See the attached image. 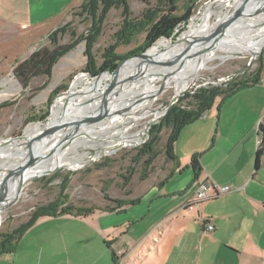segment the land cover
<instances>
[{"label":"crops","instance_id":"crops-1","mask_svg":"<svg viewBox=\"0 0 264 264\" xmlns=\"http://www.w3.org/2000/svg\"><path fill=\"white\" fill-rule=\"evenodd\" d=\"M82 2L0 0V97L18 91L13 69L46 35L42 26H61ZM20 49L28 52L20 57ZM261 67L258 84L219 106L217 99L188 124L190 152L181 154L178 139L173 147L178 164L162 161L159 172L136 180V191L131 178L129 194L122 189L111 198L136 203L40 217L0 264H264V153L255 164L264 122V50ZM192 155L201 167L195 181L188 166ZM203 180L213 197L186 208ZM111 207H117L112 200Z\"/></svg>","mask_w":264,"mask_h":264},{"label":"rangeland","instance_id":"rangeland-1","mask_svg":"<svg viewBox=\"0 0 264 264\" xmlns=\"http://www.w3.org/2000/svg\"><path fill=\"white\" fill-rule=\"evenodd\" d=\"M208 1L211 0H175L176 10L174 13L181 14L185 12L188 6H190L192 8V15L188 20L189 23L192 16L199 12ZM166 6H168L167 0H127V8L131 19H133L132 21L141 18L143 12H145L147 9L165 10L168 8ZM213 9L215 12L217 11V7H214ZM262 11H264V9ZM262 11L259 13H263ZM215 12L212 14L211 21H214L216 17ZM80 13L82 12L78 9V7L72 11L70 18L67 21L69 26L66 32L63 35H59L57 37L58 46L71 43L76 38V36H72V31L76 33V35H87L88 27L91 25V20L90 18L85 17L84 14L80 15ZM123 17L124 15L122 14V8L111 7L107 11L105 18L102 21L100 34L90 48L92 59L96 66L101 63L103 59L102 54L104 53L105 48L109 47L110 45L116 44L115 52L121 56H127L129 53H131V51L138 48L144 42L146 33L145 31L135 33L128 43L116 40L117 37H115V34L121 27ZM245 21L246 19H243L239 21V24L243 25ZM188 23L185 25L183 24L179 28L175 29L169 38H161L173 40L176 39L180 33L187 28ZM56 25L57 23H46L42 26V30H45L44 34L46 35L42 39L35 41L36 43L30 47L31 51L33 49H37L38 47H53L48 35L51 31L58 27ZM83 38L79 40L73 48L56 60L52 67L50 76H32L28 81V86L26 88H23L21 84L18 85V83L15 82V87L18 89V91H14L15 94L13 95L6 96L3 94V96L0 97V102L5 100H7V102H12L11 105L0 108V140L18 138L24 133L27 125L46 122L48 120L47 116L49 115H47L43 120H39L38 116L47 109L48 112L50 111V106L53 103V100L58 97L59 94L68 90L76 77L82 76L77 86L79 89L87 86L88 81L93 79V76L90 74V72L86 70L87 55L86 45L84 42L85 39ZM230 41L234 42V40ZM26 50L27 49H20L17 55L20 57L23 56L28 52ZM209 50L217 49L211 48ZM251 52L252 51H247L244 54H237L235 56H230V54H222L224 60L220 58H210L208 61L200 65L201 69L199 70V78L196 79V81H194L191 86L187 87L183 92H181L179 97L184 95L186 92L191 94L194 93L196 88L200 86L214 85L225 87V85L235 77L244 76L245 74H243V72L254 71L259 64L257 60L259 55H256V58H254L252 62L247 65L251 58ZM27 55L29 56L30 54L27 53L24 57L27 58ZM166 60L169 62L171 57H168ZM164 81L168 80L160 79L156 83L160 84ZM61 85L66 86V88L56 94L50 101L49 98L52 91ZM117 95H119V93H116L114 96ZM173 95V87L164 88L156 100L151 103V108L161 109L171 100ZM108 97L109 96L106 97V101L109 99ZM99 102L101 101L97 100V102L94 104L97 105ZM174 103H177V101ZM94 104H90L91 108L94 106ZM89 108L90 107L86 108L85 110H89ZM163 116H161V118ZM32 117L36 118L33 119ZM161 118L155 123H158ZM106 119L107 118H104L102 120ZM148 121V118L135 121L131 120L129 122L117 123L112 126L109 123L110 125L107 124V127H105L104 130L108 132L107 135H110L111 132L116 130L123 131L124 128V130L128 129V133L131 134L145 128L146 124L148 125ZM190 127V125L185 126L181 130L177 140V143L181 148L179 149L181 154L190 152L187 142ZM168 132V127H164L160 132L161 138L156 144V149L159 151V154L152 163V171L159 172L161 163L164 161L163 146L165 144ZM101 137L102 136L100 135L95 137H92L91 135L86 136L88 140L86 145L73 144L71 146L69 144V146H71L70 151L67 153L69 156L76 158L77 156L84 155L85 163L81 167L77 169H68L59 165L60 167L55 168L53 172L49 174H43L38 177L27 179L17 201L2 212L0 233H8L18 228L27 221L35 207L53 201L60 193V188L58 185L62 177L69 173H71L70 181L68 182L67 187L63 190V195L67 197V204L71 205L72 207H93L95 209L111 206L110 199L112 197H118L115 195V193L117 191H121L124 188L121 184L122 179L119 174H124L126 168L131 164L130 158L136 153V148L140 147L143 143L139 144L140 141H142V139H140V141L135 146L121 147L113 153L96 156L94 161H92L93 156L96 155L97 149L101 148V142H103L101 141ZM67 141H65V143ZM65 149L66 148L61 149L60 151L64 152ZM142 161L143 160L134 164V174L132 177L134 181L131 185V189L133 191H136L137 188L140 187L138 182L141 181L139 180V174L142 171ZM136 180L138 182H136ZM185 262L186 261H183L182 264Z\"/></svg>","mask_w":264,"mask_h":264},{"label":"bare ground","instance_id":"bare-ground-1","mask_svg":"<svg viewBox=\"0 0 264 264\" xmlns=\"http://www.w3.org/2000/svg\"><path fill=\"white\" fill-rule=\"evenodd\" d=\"M214 7H217L216 12ZM263 9L264 0H211L206 2L200 11L192 16L187 28L176 39H158V41H166L154 45L158 42L156 41L145 50L144 56L129 59L120 67L116 75L119 84L106 95L109 99L105 104L99 102L95 105L94 103L97 100L102 101L103 93L109 87L111 74L103 73L89 80L88 85L80 89L77 86L82 76L76 77L69 91L53 105L48 121L27 125L24 133L18 138L0 140V146H2L0 147L1 190L7 172L26 161L27 143L45 127L61 126L42 139L33 141L31 149L37 161L23 170L21 174L6 181L7 200L14 197L20 182L22 183L20 191H22L27 179L49 174L55 168L60 167L59 165L68 169L81 167L85 163L84 155L75 158L67 153L73 144L86 145L88 141L86 136H102L101 141L103 142H101V148L97 149L96 156L113 153L121 147L135 146L142 139L145 128L131 134L128 133V129L123 128V131L116 130L107 135L108 132L104 130L106 125L110 123L112 126L121 122L147 118L149 121H156L161 118L163 112L160 109H152L151 103L156 100L164 88L173 87V97L180 95L199 78L200 65L210 58L224 60L222 54L235 56L247 51H252L250 55H255L260 51L264 42ZM238 10L239 13L234 19V14ZM261 11L263 13L260 14ZM213 12L216 17L214 21H211ZM243 19L246 21L240 25L239 21ZM228 22H231L228 28L222 34H218ZM216 34H218L217 37ZM211 48L219 51L209 50ZM206 49H208L206 52L201 53ZM168 57L171 59L179 57L180 60L177 63H171L172 60L169 62L166 60ZM160 79L168 81L157 84L156 82ZM116 93L119 95L114 96ZM90 104L94 106L91 108ZM88 107H90L89 110H85ZM102 112L109 113L110 117L95 123H82L78 127L72 124V122L81 121L88 116ZM64 123L71 124L62 127ZM64 148H66L64 152L60 151ZM3 206L4 203L0 202V223Z\"/></svg>","mask_w":264,"mask_h":264},{"label":"trees","instance_id":"trees-1","mask_svg":"<svg viewBox=\"0 0 264 264\" xmlns=\"http://www.w3.org/2000/svg\"><path fill=\"white\" fill-rule=\"evenodd\" d=\"M167 3L168 6L166 7L168 8L165 10L147 9L145 12H143L141 18L136 20L134 19L135 21H132L133 19H131L127 8V0H83L78 9L82 12L80 15L84 14L85 17H88L91 20V25L88 27L87 35H76V33L72 31V36H76V38L71 43L58 46L57 37L59 35H63L66 32L69 24L67 22L64 25L58 26L48 35L53 47H38L37 49L33 50L27 58L20 61L14 67V74L23 88L28 86V81L32 76H50L52 67L56 60L73 48L75 44L83 37V39H85L84 42L86 45L87 55L86 70L90 72L91 75H96L104 70L111 71L124 58L132 55L133 53L145 51L161 37L169 38L175 29L179 28L183 24L185 25L188 23V20L192 15V8L190 6L186 8L185 12L181 14H175V0H167ZM111 7L122 8V14L124 15L121 27L115 34V37H117L116 40L128 43L131 40V37L140 31L146 32L145 39L138 48L131 51V53H129L127 56H121L115 52L116 44L110 45L109 47L105 48L104 53L102 54L103 59L101 63L96 66L92 59L90 48L98 38L101 31L102 21L105 18L107 11ZM165 41L166 40H160L154 45L163 43ZM258 62L259 64L254 71L243 72V74H245L244 76L235 77L233 80L229 81L225 87L214 85L200 86L196 88L194 93L191 94L186 92L184 95L179 97L177 103L172 104L167 109L161 120L158 123L151 125L148 131L147 140L140 147L136 148V153L130 158L131 164L126 168L124 174H119L122 179L121 184L124 187L123 189H125V192L129 194L130 190L127 188V185L134 174V164L143 160L142 171L139 174V180L146 179L149 173L152 171V163L159 154V151L156 149V144L158 141H160V132L164 127L169 128V132L163 146L164 160H172L176 165L178 164V161L174 156L173 147L180 135L181 130L188 124L205 115L212 108L217 99H219V106L226 100V98L232 96L238 91L258 84L261 78L260 74L262 70L261 58L258 59ZM64 88H66V86L61 85L56 87L51 93L49 98L50 101L56 94L64 90ZM61 96L57 98L56 102L61 98ZM11 104L12 102L4 101L3 103H0V108ZM48 113L49 112L47 109L38 116V119L43 120L46 118ZM32 118L35 119L36 117ZM258 131L261 134V140L256 152V166L259 165L260 156L264 153V122L259 124ZM197 157L198 155H192L188 165L193 170V181L199 178L201 171ZM183 168L184 167L181 169ZM171 174L172 173L170 172L168 176L160 182V184L165 182ZM70 175L71 173L62 177L58 185L60 188V193L53 201L35 207L27 221L18 228L8 233H0V256L13 252L19 238L40 217L62 214L86 215L96 210L93 207H72L66 203L67 197L63 195V190L67 187V184L70 181ZM110 200L115 202L117 207L106 206L104 208L105 210L115 211L124 204H133L137 201L136 199Z\"/></svg>","mask_w":264,"mask_h":264},{"label":"water","instance_id":"water-1","mask_svg":"<svg viewBox=\"0 0 264 264\" xmlns=\"http://www.w3.org/2000/svg\"><path fill=\"white\" fill-rule=\"evenodd\" d=\"M239 10H240V9H239ZM239 10H238L237 13L234 14V15H235V16H234V19L237 17V15H238V13H239ZM258 14H259V13H258ZM231 22H232V21H231ZM231 22H228L226 25H224V27L221 29V31H220L218 34H222V32L225 31V29L228 28V26H229V24H230ZM218 34H216L215 36L217 37ZM216 37H215V38H216ZM213 40H214V39H213ZM207 50H208V49L202 51L201 53H204V52H206ZM263 50H264V42L262 43V45H261V49H260L259 52H257L255 55H250L251 58H250V61L247 63V65H249V64L252 62V60H253L254 58H256V55H259V56H258V59L261 58V55H262ZM144 54H145V51L133 53L132 55H130V56L124 58L122 61H120V62L117 64V66H116L114 69H112L111 71H109V70H104V71L99 72V73L96 74V75H92V76H93V77H92L93 79L99 77L100 75H102L103 73H106V72L109 73V74H111V76H112V77H111V80H110L109 87H107L106 91L103 93L101 103L105 104V102H106V97H107L106 95H107V94H108V93H109L114 87H116L117 84H119V80L116 79V75H117L118 70L120 69V67H121V66H122L127 60L132 59V58H135V57H142V56H144ZM258 59H257V60H258ZM171 60H172L171 63H177V62L180 60V58H179V57H176V58H172ZM69 89H70V88H69ZM69 89L66 90L65 92L59 94V96L56 97V98L53 100V103H52L51 106H50V111H49V113H48L49 116H47L48 119H49V117H50V115H51V113H52V108H53V105H54V103L56 102L57 98H59L62 94L68 92ZM178 97H179V95L174 96L173 99H171V100L165 105V107H164V112H165V113H166L167 109H168V108H169V107H170L175 101H177ZM165 113H164V114H165ZM108 117H110L109 113H107V112H102V113H99V114H95V115H92V116H88V117L82 119L81 121H75V122H72V124H73L75 127H78V126H79L80 124H82V123H86V124L95 123V122H99V121H101L102 119H104V118H108ZM47 121H48V120H47ZM155 122H156L155 120H150V121H148V125L146 126V130H149L150 127H151V125L154 124ZM67 124L70 125L71 123H64V125H63L62 127L66 126ZM57 128H61V126L58 127V126H52V125H51V126H47V127H45L44 129L40 130V132H39L37 135H35V137H34L31 141H29V142L27 143V149H28V151H27V159H26V161H25L22 165L17 166V167L14 168V169H10V170L7 172V175H6V177H5L4 181H3V189L1 188V190H0V202H3V203H4V206H3V210H2V212H3L7 207H9V206H11L13 203H15V202L17 201V199L19 198V196L21 195V192H22V191H20L21 188H22V183L20 182L19 185H18L17 192L15 193L14 197H12V199H10V200H7V198H6V197H7V191H5V183H6V181H7L9 178H12V177L15 176V175H19V174H21V173L23 172V170H25L27 167L33 165V164L37 161V158L35 157V155L33 154L32 149H31V146H32L33 141H34V140H37V139H42V138L45 137L46 135H49V134H51L52 132H54L55 130H57Z\"/></svg>","mask_w":264,"mask_h":264},{"label":"built area","instance_id":"built-area-1","mask_svg":"<svg viewBox=\"0 0 264 264\" xmlns=\"http://www.w3.org/2000/svg\"><path fill=\"white\" fill-rule=\"evenodd\" d=\"M164 107H162L160 109L163 112L162 116L165 113L164 112ZM146 126H145V131H144L143 139H142L141 143H144L147 140V138H148V135H147L148 132L147 131H149V130H146ZM141 143H139V144H141ZM95 157H96V155L93 156L92 161H94ZM209 189H210L209 185L204 180L200 181L198 186H197V188H196V190H195L196 192H195L194 200L188 202L187 205H186V208L191 209V208H193V206L195 204H197V203H199V202H201L203 200H206V199H209V198L213 197V195L209 192ZM206 228H207V230H211V229H213V226L211 224L207 223Z\"/></svg>","mask_w":264,"mask_h":264}]
</instances>
